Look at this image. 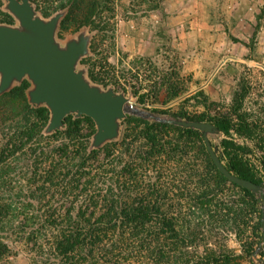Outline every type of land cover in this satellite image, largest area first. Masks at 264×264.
Instances as JSON below:
<instances>
[{
	"label": "trees",
	"instance_id": "1",
	"mask_svg": "<svg viewBox=\"0 0 264 264\" xmlns=\"http://www.w3.org/2000/svg\"><path fill=\"white\" fill-rule=\"evenodd\" d=\"M1 1L0 24L14 26ZM30 1L43 18L64 11L60 38L69 26L78 32L105 23L99 0ZM87 77L109 87L91 68ZM30 88L23 80L0 96V224L17 220L15 237L30 244L35 264H244L225 244L231 235L239 238L235 222L241 216L249 231L242 245L250 249L254 241H264L262 214L255 212L260 200L218 172L202 132L127 117L119 141L91 149L96 127L86 116L68 115L61 130L45 135L50 113L29 104ZM238 100L241 106L242 95ZM238 105L232 118L209 123L225 136L238 133L235 124L246 126ZM221 147L218 156L230 172L261 185L232 142L222 140ZM21 179L28 186L25 201L34 202L36 210L20 196ZM7 189H15L16 197L4 198ZM231 189L247 201L246 214L233 211L239 197Z\"/></svg>",
	"mask_w": 264,
	"mask_h": 264
},
{
	"label": "rangeland",
	"instance_id": "2",
	"mask_svg": "<svg viewBox=\"0 0 264 264\" xmlns=\"http://www.w3.org/2000/svg\"><path fill=\"white\" fill-rule=\"evenodd\" d=\"M99 1L103 6L100 18L105 23L100 25L96 18L99 27H84L78 32L69 26L61 38L57 30L56 41L64 47L79 33L90 37L91 53L89 45L85 64L79 63L77 68L85 71L87 79V70L91 68L107 81L108 88L125 95L126 118L209 123L213 118H232L238 95H242L239 114L246 126H237L235 121L238 133L231 131L228 137L216 131L208 137L219 152L222 140L232 142L243 167L261 183V190L255 193L260 200L255 212L262 214L264 229V49L260 39L264 11L258 13L254 22H245L241 21L242 16L225 13L229 9L224 0ZM1 4L2 11L7 12L5 0ZM123 128L121 125L120 137ZM3 142L0 132V147ZM28 172L26 168L25 176ZM22 179L20 196L25 201L24 186H28ZM231 191L233 197H239L237 190ZM16 194L15 189L1 192L4 198H15ZM241 197L235 198L237 203L232 209L246 214L243 204L247 201ZM25 202L37 209L34 202ZM251 218L253 222L256 217ZM245 219L241 216L235 222L239 238L231 235L225 244L241 256L244 264H264V241H254L250 249L242 245L249 235ZM17 226L16 219L0 224V243L8 248L2 251L0 247V264H35L37 259L34 261L30 244L15 237Z\"/></svg>",
	"mask_w": 264,
	"mask_h": 264
},
{
	"label": "water",
	"instance_id": "3",
	"mask_svg": "<svg viewBox=\"0 0 264 264\" xmlns=\"http://www.w3.org/2000/svg\"><path fill=\"white\" fill-rule=\"evenodd\" d=\"M5 2V10L18 25L0 24V96L27 80L31 84L27 92L29 104L44 106L50 113L45 135L61 130L64 119L74 115L75 118L86 116L94 122L96 131L91 149L119 139L121 122L128 113V99L112 88L103 89L91 83L85 71L77 68L89 53L90 37L79 33L63 47L56 41V32L64 11L45 20L30 0ZM155 120L202 132L211 161L227 181L252 193L261 190L260 185L234 175L225 167L218 156V147L212 146L208 137L216 132L212 123L173 118Z\"/></svg>",
	"mask_w": 264,
	"mask_h": 264
},
{
	"label": "crops",
	"instance_id": "4",
	"mask_svg": "<svg viewBox=\"0 0 264 264\" xmlns=\"http://www.w3.org/2000/svg\"><path fill=\"white\" fill-rule=\"evenodd\" d=\"M224 2H226V6L229 9L225 13L228 15L234 14L236 16H242V19L240 18L241 21L247 19V21L254 22L253 20L256 19L258 13L260 11L262 12V10L264 11V0H224ZM260 34V39L263 43L262 49H264V26Z\"/></svg>",
	"mask_w": 264,
	"mask_h": 264
}]
</instances>
